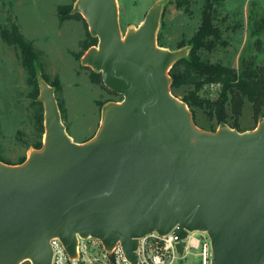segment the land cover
Listing matches in <instances>:
<instances>
[{
  "label": "water",
  "instance_id": "1",
  "mask_svg": "<svg viewBox=\"0 0 264 264\" xmlns=\"http://www.w3.org/2000/svg\"><path fill=\"white\" fill-rule=\"evenodd\" d=\"M160 9L122 38L116 0L76 1L71 13L97 38L82 63L122 99L78 143L39 80L42 147L21 164L0 163V264H52L53 237L75 258L77 236L119 243L137 264V239L173 228L180 254L188 232L204 231L210 264H264V120L241 132L195 127L168 75L186 50L156 44Z\"/></svg>",
  "mask_w": 264,
  "mask_h": 264
},
{
  "label": "rangeland",
  "instance_id": "2",
  "mask_svg": "<svg viewBox=\"0 0 264 264\" xmlns=\"http://www.w3.org/2000/svg\"><path fill=\"white\" fill-rule=\"evenodd\" d=\"M77 0H0V31L15 24L23 39L31 42L40 66L49 81L55 76L61 84V91L46 82L37 67V86L28 84L27 71L22 65L20 51L6 43L0 33V163L17 165L25 162L37 144H43L44 103L40 99L39 80L50 86L58 103L62 123L73 140H90L97 133L105 106L121 101L122 96L108 90L102 83L91 81L90 67L82 63L86 51H81L80 43L86 39V31L81 20L67 19L60 23L58 6L74 7ZM207 1H212V20L220 30L222 43L209 49H201V60L217 63L240 73L244 63L252 68L264 67V0H188V4L177 5L175 0H116L118 24L122 38L130 30L142 23L149 9L160 5L156 44L168 50L190 49L189 41L201 23L202 10ZM71 12V11H70ZM89 32V29H88ZM90 34V32H89ZM91 35V34H90ZM94 45H97L95 38ZM83 53L80 57L75 55ZM170 79V78H169ZM171 93L181 100L182 96L195 92L202 99L218 97V83L192 82ZM193 123L202 131L213 132L227 126L237 131L252 130L264 120V107L256 113L249 101L244 100L241 115L237 118L228 114L218 123L209 115L206 107L192 104ZM59 109V108H58ZM234 122L236 124H234ZM232 126H236L233 128ZM22 162V163H23ZM199 237V234L196 233ZM93 246L75 260L66 264H109ZM199 248H192L178 260L177 264H200ZM111 261V258H110ZM19 264H32L24 260Z\"/></svg>",
  "mask_w": 264,
  "mask_h": 264
},
{
  "label": "trees",
  "instance_id": "3",
  "mask_svg": "<svg viewBox=\"0 0 264 264\" xmlns=\"http://www.w3.org/2000/svg\"><path fill=\"white\" fill-rule=\"evenodd\" d=\"M175 3L177 5H187L188 0H175ZM212 6V1L206 2L202 10L201 23L189 41L190 49L188 53L171 65L168 75L170 78V89H178L189 81L195 85H199L200 83H218L220 85V92L218 97L213 100L202 99L195 92H190L188 95L182 96L181 101L189 106L194 104L206 107L209 115L220 123L228 116L226 112L227 105L230 106V111L234 118L241 115L244 100L251 103L253 111L256 113L264 107V67L258 66L252 68L251 65L253 64L244 63L241 72L237 73L230 67L201 60L199 56L201 49L211 50L217 43H222L220 40V30L214 25L212 20ZM70 11L71 9H68L67 6H58V19L60 23L67 19L82 21L86 31V39L81 41L80 46L81 51H86L94 45L93 39L95 38L97 41V38L89 34L87 23L82 15L80 13H71ZM261 27L264 28V20L261 23ZM0 33L6 43L14 45L19 49L22 65L26 68L28 75L27 82L36 87L37 55L31 42L22 38L15 24H12L10 31L3 28ZM82 54L75 55V57H80ZM38 68L42 78L54 87L56 93L60 92L61 84L58 77L55 76L49 81L48 76L45 75L41 67L39 66ZM100 78L102 79L100 72L94 70L91 72L92 82H97ZM58 108L63 112L61 102L58 103ZM190 112L193 118V110L190 109ZM234 124L236 123L234 122ZM232 127L236 128V126ZM40 147H42V144H37V148Z\"/></svg>",
  "mask_w": 264,
  "mask_h": 264
},
{
  "label": "built area",
  "instance_id": "4",
  "mask_svg": "<svg viewBox=\"0 0 264 264\" xmlns=\"http://www.w3.org/2000/svg\"><path fill=\"white\" fill-rule=\"evenodd\" d=\"M196 233L199 234V237L196 236ZM179 242V237L174 233V228L164 234L153 231L138 238L135 249L137 264H177L178 260L182 259L192 248H199L200 264H210V239L206 232H188L187 237L184 239L182 254L177 250ZM50 244L52 247V264H66L67 260H75L76 257L70 258L68 256L59 238H51ZM93 246L99 248L98 254L105 262L109 264H129L119 243L111 249H105L98 239L92 237L81 238L77 236L76 256L82 255V258L85 259V253Z\"/></svg>",
  "mask_w": 264,
  "mask_h": 264
},
{
  "label": "crops",
  "instance_id": "5",
  "mask_svg": "<svg viewBox=\"0 0 264 264\" xmlns=\"http://www.w3.org/2000/svg\"><path fill=\"white\" fill-rule=\"evenodd\" d=\"M65 126V125H64ZM65 129H66V126H65ZM67 132V131H66ZM67 134H68V132H67ZM69 135V134H68ZM70 136V135H69ZM70 138L72 139V137L70 136ZM73 140V139H72ZM87 139H84V140H82V141H76V140H73V141H75V142H78V143H82V142H85Z\"/></svg>",
  "mask_w": 264,
  "mask_h": 264
}]
</instances>
